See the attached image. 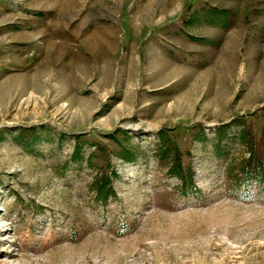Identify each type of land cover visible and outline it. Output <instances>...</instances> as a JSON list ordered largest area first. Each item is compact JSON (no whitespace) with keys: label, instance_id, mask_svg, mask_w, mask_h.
<instances>
[{"label":"rangeland","instance_id":"374dc122","mask_svg":"<svg viewBox=\"0 0 264 264\" xmlns=\"http://www.w3.org/2000/svg\"><path fill=\"white\" fill-rule=\"evenodd\" d=\"M262 109L264 0H0V264H264Z\"/></svg>","mask_w":264,"mask_h":264},{"label":"trees","instance_id":"16d2710c","mask_svg":"<svg viewBox=\"0 0 264 264\" xmlns=\"http://www.w3.org/2000/svg\"><path fill=\"white\" fill-rule=\"evenodd\" d=\"M211 24H221L225 26L228 21V12L226 9L217 7H210L205 10L204 13L198 15L196 11L190 13L189 20L191 22L199 19ZM264 110V109H262ZM228 125H221L215 130L216 143L214 149L216 152L220 151V143L223 139H228L226 133ZM237 136L239 142L245 147L247 156L242 158L237 165V174L235 178V184L241 191H247L252 184H255L258 190L264 194V124L259 126L258 130H253L249 122L243 121L237 128ZM160 139L164 141L165 136L160 132ZM119 151L116 153V157L131 161L132 155L126 150L124 146L119 147ZM77 149H75L74 154ZM166 150L161 151V155L164 156ZM169 172L174 174L179 180L180 185L178 190L180 193L192 192L195 193L197 188L193 181V171L190 167L184 170L178 159H174L173 165L169 168ZM101 183H95L94 189L97 198L104 203L108 197L115 196V192L111 185H109V177L104 176L101 179Z\"/></svg>","mask_w":264,"mask_h":264}]
</instances>
